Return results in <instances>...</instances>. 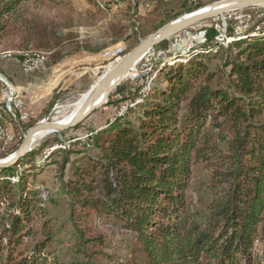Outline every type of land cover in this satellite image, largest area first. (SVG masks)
<instances>
[{
    "label": "trees",
    "instance_id": "obj_1",
    "mask_svg": "<svg viewBox=\"0 0 264 264\" xmlns=\"http://www.w3.org/2000/svg\"><path fill=\"white\" fill-rule=\"evenodd\" d=\"M55 1L0 0V46L20 36L27 47L39 38L44 44L37 46L50 52L48 64H55L61 41L30 13V6ZM137 8L127 1L118 26L111 25L115 40L138 42L149 33ZM242 35L222 43L208 35L213 45L207 53L160 65L155 80L160 76L166 85L152 83L143 91L134 121L119 114L93 137L70 140H78L71 148L79 144L84 151H62L61 177L67 164L88 162L84 169H69L63 183L76 236L70 259L60 257L51 222L32 205L35 192L26 186L25 172L17 173L35 152L0 168V203H8L1 217L0 264H103L100 256L111 258L110 264H264V33ZM212 59L217 63L211 67ZM9 66L0 65V73L14 83ZM93 148L98 155L91 154ZM72 153L80 155L71 159ZM199 163L208 170V198L200 208L186 193ZM38 216L42 220L35 222ZM99 218L131 234L126 259L103 251Z\"/></svg>",
    "mask_w": 264,
    "mask_h": 264
},
{
    "label": "rangeland",
    "instance_id": "obj_2",
    "mask_svg": "<svg viewBox=\"0 0 264 264\" xmlns=\"http://www.w3.org/2000/svg\"><path fill=\"white\" fill-rule=\"evenodd\" d=\"M127 1L138 3L136 15L144 18L142 21L140 20V26L143 30H148L149 33L147 35H149L166 22L187 12V10H184V7H189V5L196 4L197 2L201 3L200 6H206L220 0ZM126 3H122L121 5L113 0H56L54 3L44 4L40 7L33 8L30 6V13L36 19L46 23L51 29H55L53 39L61 41L58 49L60 48L62 60L68 61L70 59L69 56L74 54V51L81 50V48L86 51L87 56L85 59L80 60L81 58H77V55H74L73 58L77 62H74L75 64L68 70L65 78L66 83L58 92L54 93V84L48 76L51 67L48 64L50 52L37 46L42 41L41 39L36 38L33 43L25 47L22 45L23 39L17 36V38L12 39L11 44L0 46V65H4L5 68L13 65L12 70L9 66V70L13 71V76L15 77L18 72L15 67L19 66L20 58H13L12 55L27 54V56H32L34 54L45 59V56L40 53L42 52L45 55L47 54L46 65L48 67L45 73L31 74L42 75L39 79L33 78L27 80L29 74L22 71L20 81L23 79L24 83L16 80L15 85L11 83L7 76L0 73V120L1 123L3 122L2 126H0V160L8 158L9 155L19 148L30 127L42 120L51 119L64 112L66 107L99 80L114 62L123 58L147 36L142 37L138 42H130L115 40L111 35V25L118 26V22L116 24L115 21L121 19L120 15L124 11ZM163 3L165 5L160 6ZM99 8L101 12L97 11ZM132 24L134 23L132 22ZM126 25H130V23L126 22ZM263 33L264 7L235 9L205 19L199 24L173 35L163 45H155L150 49L137 62L131 74L111 91L107 103L94 110L81 123L64 132L50 134L32 145V149L26 156L34 152L35 154L28 157L29 160L27 161L29 162L27 164L20 165L16 169L19 176L25 172L26 186L35 192V198H32V205H35L41 213H44L45 219L51 222L54 230V246L58 250L60 257L65 260L70 259L71 250L76 238L70 221L69 198L65 192L63 183L64 181L67 182L68 178H70L69 169L72 171L77 168L81 170L88 165L86 160L76 162L73 168H71L69 163L66 165L61 177L62 151L68 149L84 151L83 146L79 144L71 148L72 143L78 140H74L65 146L66 141L75 137H83L88 133H92L91 137H93L105 123L113 121L114 117L119 115V113L125 115L124 119L134 121L136 119L135 112H137L139 108L138 104L141 101L139 98L142 97L143 91H146L147 94L152 83L156 85L160 82L162 86L166 85L162 82L160 76L155 80V75L158 73L160 65L186 63L200 53H207V48L213 45L209 44L208 35L213 34L212 38L222 43L223 40L226 41L231 37L243 38L242 34L258 35ZM236 39L233 40L239 41ZM226 47L228 46H223V48ZM207 62L211 67L214 63H217L214 59ZM67 65L70 66V64L64 63L62 67L65 69L68 67ZM9 91L14 92L10 93V100H17V97H20L26 107L32 111L33 107L40 101H45L46 104H44L42 117L35 116L34 111L33 117H30V119L29 115L17 117L19 105L10 106L7 100ZM138 99L139 101H137ZM59 106H62V109H59ZM124 107L126 110L121 112ZM1 118H4V120ZM56 145L64 147L52 149ZM91 154L98 155V151L93 148L91 149ZM79 155L72 153L70 158L74 159L75 157H79ZM207 176L208 170L203 164L199 163L193 166L191 185L186 193L188 199L198 208L203 207L208 198L204 186ZM12 179L16 181L17 177H12ZM7 206L8 203H0V218ZM41 220V216L34 219L35 222H40ZM96 223L97 233H100L104 238L103 251L114 253L126 259L132 246L131 234L125 232L120 226L113 225L110 220L99 218L96 220ZM4 224L5 221L1 218L0 231ZM254 250L259 255L262 254V248L258 243H255ZM109 259L111 258L100 256L99 261L103 264H110ZM113 261L114 264H118L115 260Z\"/></svg>",
    "mask_w": 264,
    "mask_h": 264
},
{
    "label": "water",
    "instance_id": "obj_3",
    "mask_svg": "<svg viewBox=\"0 0 264 264\" xmlns=\"http://www.w3.org/2000/svg\"><path fill=\"white\" fill-rule=\"evenodd\" d=\"M200 7L189 10L171 19L153 33H150L143 38L119 63L107 70L93 87H91V85V88H88V90H90L87 93L84 102L68 123L60 124L44 122V120H42L30 127L27 130L21 145L15 153L11 155L10 159L8 161H4L5 159L0 160V168L13 165L17 163L21 157L25 156L32 149L33 136L37 132L45 130L56 133L74 128L86 119L94 110L106 104L109 94L120 83L119 80L121 74L131 66L135 65L136 62L155 45L193 25L199 24L205 19L220 15L224 12L250 7H264V0H220L211 3L205 11L198 10Z\"/></svg>",
    "mask_w": 264,
    "mask_h": 264
},
{
    "label": "bare ground",
    "instance_id": "obj_4",
    "mask_svg": "<svg viewBox=\"0 0 264 264\" xmlns=\"http://www.w3.org/2000/svg\"><path fill=\"white\" fill-rule=\"evenodd\" d=\"M210 6L209 5H206V6H202L200 7L198 10H201V11H205L208 7ZM225 13V12H224ZM239 36V35H238ZM236 38H239V37H236ZM223 39V38H222ZM36 54V53H35ZM38 54V53H37ZM29 56V57H28ZM27 57L24 56L21 64L22 65H29V64H32V58H40V59H44L43 57L41 56H38V55H28ZM123 58H120L118 59L116 62L113 63V65L111 67H113L115 64L119 63ZM139 61V60H138ZM137 61V62H138ZM136 62V64H137ZM135 65L131 66L128 70H125L122 74H121V77H120V80L119 82L123 81L128 75L131 74V72L135 69ZM110 67V68H111ZM109 68V69H110ZM108 69V70H109ZM103 76V75H102ZM101 76V77H102ZM98 81V80H97ZM97 81L91 86L93 87ZM90 87V88H91ZM90 90V89H89ZM89 90H86L85 92L81 93L72 103H70L67 107H66V110L64 112H62L61 114L51 118V119H47V120H44V122H54V123H60V124H64V123H68L73 117L74 115L76 114V112L78 111V109L81 107L82 103L84 102V99L87 95V93L89 92ZM62 106H59L58 108L60 109ZM62 109V108H61ZM125 111V107L121 110V112H124ZM121 114V113H119ZM15 115V114H14ZM50 134H53L52 132H48V131H45V130H41L39 132H37L34 136H33V144H35L37 141H39L40 139L50 135ZM3 135V134H2ZM86 136V134L84 135ZM70 144V140H67L66 143L64 144L65 146L69 145ZM56 147H64L62 145H56V146H53V148H56ZM58 149V148H57ZM15 153V152H14ZM14 153H12L11 155H13ZM11 155L8 156V158H6L4 161H8L11 157Z\"/></svg>",
    "mask_w": 264,
    "mask_h": 264
},
{
    "label": "crops",
    "instance_id": "obj_5",
    "mask_svg": "<svg viewBox=\"0 0 264 264\" xmlns=\"http://www.w3.org/2000/svg\"><path fill=\"white\" fill-rule=\"evenodd\" d=\"M73 53L74 54H72V55L69 56L70 59L69 60L67 59L68 61L62 60V57H61L55 64L51 65V67H50V73L48 74V76H49V78L52 79V82L54 84V88H55L54 93L58 92V90L61 89L63 87V85L66 83L65 78H66V74H67L68 70L71 68L72 65H74L77 62L76 59L73 58L74 55H77V58H81L80 60H83V58L85 59L86 56H87L86 51L83 50L82 48H81V50L74 51ZM64 63L70 64V66L67 65L68 67L64 69V67H62ZM59 64H60V66H58ZM12 66L10 67L11 70H12ZM15 68L18 71L16 73V77L13 76L14 75L13 74V71H11L9 69L7 70V73L9 74V76L11 78H13L16 81V80H19L20 79L19 76H20V74H22V70H21V68L19 66H16ZM41 77H42V75L40 76V74H35V75L29 74L27 80L33 79V78L39 79ZM20 82L24 83L23 79ZM15 83L16 82H14L13 84H15ZM44 104H46L45 101H40L36 106L33 107V111H34L35 116H37L39 118L42 117V113H43V110H44ZM30 117L31 118L33 117V112H31L29 114V119H30Z\"/></svg>",
    "mask_w": 264,
    "mask_h": 264
},
{
    "label": "built area",
    "instance_id": "obj_6",
    "mask_svg": "<svg viewBox=\"0 0 264 264\" xmlns=\"http://www.w3.org/2000/svg\"><path fill=\"white\" fill-rule=\"evenodd\" d=\"M18 56H20V63L18 65L20 66L21 70L24 73H27V74L45 73L48 69L46 65L47 59L32 58V64L21 65V58H23L24 56H27V54L18 55ZM10 93H14V92L9 91V97L7 98V100L9 101L10 106L19 105V114H17V117L18 116H28L31 112H33L31 109H28L26 107L25 103L20 99V97H17V100H10Z\"/></svg>",
    "mask_w": 264,
    "mask_h": 264
}]
</instances>
